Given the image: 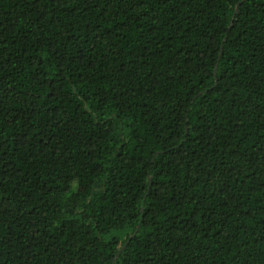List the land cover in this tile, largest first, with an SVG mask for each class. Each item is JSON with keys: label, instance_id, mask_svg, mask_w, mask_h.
Listing matches in <instances>:
<instances>
[{"label": "trees", "instance_id": "trees-1", "mask_svg": "<svg viewBox=\"0 0 264 264\" xmlns=\"http://www.w3.org/2000/svg\"><path fill=\"white\" fill-rule=\"evenodd\" d=\"M0 264H264V0H0Z\"/></svg>", "mask_w": 264, "mask_h": 264}]
</instances>
